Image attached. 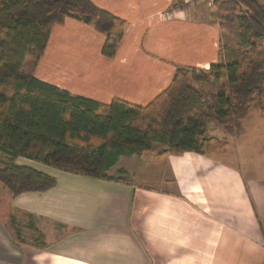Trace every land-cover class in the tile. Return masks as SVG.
I'll use <instances>...</instances> for the list:
<instances>
[{
	"label": "crops",
	"instance_id": "0c3cea01",
	"mask_svg": "<svg viewBox=\"0 0 264 264\" xmlns=\"http://www.w3.org/2000/svg\"><path fill=\"white\" fill-rule=\"evenodd\" d=\"M90 1L127 23L115 54L101 53L104 34L67 17L52 28L35 78L144 107L176 66L219 61L221 27L208 1ZM228 146L122 156L109 179L15 158L55 183L14 196L0 184V264H264V167L243 176Z\"/></svg>",
	"mask_w": 264,
	"mask_h": 264
},
{
	"label": "trees",
	"instance_id": "16d2710c",
	"mask_svg": "<svg viewBox=\"0 0 264 264\" xmlns=\"http://www.w3.org/2000/svg\"><path fill=\"white\" fill-rule=\"evenodd\" d=\"M210 14L234 25L243 54L207 70L176 66L169 85L146 106L121 99L104 104L74 95L31 74L52 28L69 17L105 35L112 57L126 21L90 0H0V184L11 195L43 191L55 180L16 165L23 157L57 170L109 179L122 156L194 152L211 155L226 142L207 137L214 123L230 136L264 96L263 0H214ZM213 87L209 95L197 84ZM8 161V162H7Z\"/></svg>",
	"mask_w": 264,
	"mask_h": 264
},
{
	"label": "rangeland",
	"instance_id": "374dc122",
	"mask_svg": "<svg viewBox=\"0 0 264 264\" xmlns=\"http://www.w3.org/2000/svg\"><path fill=\"white\" fill-rule=\"evenodd\" d=\"M205 1H208V5L211 7L214 0ZM219 25L221 27L220 60H236L243 54L244 51L238 46L235 27L234 25L227 24L225 22H221ZM197 85L209 95H213L216 92L213 87L205 84L200 83ZM237 135L238 134L235 136ZM206 136L215 137L225 141L226 146L224 149H226L229 145L228 152L235 157V164L243 176L248 175V172L251 170L253 165L257 167H264V96L256 101V104L253 106L251 112L243 119L241 130L239 131V137L237 139H234V136L223 133L214 123L209 124ZM131 161L133 162L135 160ZM5 162L6 158L0 155V167H4ZM47 169L51 173L57 174L58 178L61 177V172L52 168Z\"/></svg>",
	"mask_w": 264,
	"mask_h": 264
}]
</instances>
